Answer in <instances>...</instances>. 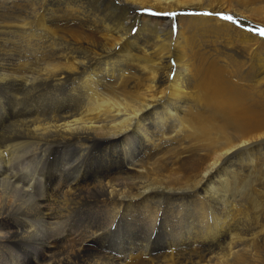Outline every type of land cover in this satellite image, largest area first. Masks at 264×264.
Segmentation results:
<instances>
[{
    "label": "bare ground",
    "instance_id": "1",
    "mask_svg": "<svg viewBox=\"0 0 264 264\" xmlns=\"http://www.w3.org/2000/svg\"><path fill=\"white\" fill-rule=\"evenodd\" d=\"M257 1L0 0V264H264Z\"/></svg>",
    "mask_w": 264,
    "mask_h": 264
},
{
    "label": "rangeland",
    "instance_id": "2",
    "mask_svg": "<svg viewBox=\"0 0 264 264\" xmlns=\"http://www.w3.org/2000/svg\"><path fill=\"white\" fill-rule=\"evenodd\" d=\"M257 3V5L258 6H262V7H264V1L263 0H259V1H257L256 2ZM245 15V14H244ZM249 17V18H248ZM245 18H247L248 20H250L251 22H255V23H258V24H260V25H262V26H264V19H260L261 17H256V15H253V14H248V13H246V15H245ZM235 25L234 26H236L237 28H240L239 26H241L240 24H239V22L237 23V22H233ZM239 26H238V25ZM242 24V23H241ZM245 28V27H244ZM258 31L260 32V31H262V30H259L258 29ZM261 37H264V36H261ZM260 48H262L261 50H260ZM259 50L261 51V53L262 52H264V45L263 44H261V46L259 47ZM12 114H14V112H12ZM11 121V120H10ZM261 152H264V148L261 150ZM8 160V158L7 159H5V161H7ZM7 162H9V161H7ZM11 163V162H10ZM10 163H7L8 164V166L10 167ZM12 165H14L13 163H11V166ZM235 168V167H234ZM263 186H264V179H263V181H262V183H261ZM260 184V185H261ZM261 185V187H263ZM264 188V187H263ZM263 192H264V189L262 190ZM93 216H95V215H90V217L89 218H91V217H93ZM252 219H250L249 220V222L251 221ZM252 221H253V223H252ZM250 223H252V224H254V219L252 220ZM112 228V230H113V227H111ZM258 240H260V242L259 243H262L263 244V241H264V238L263 237H259V239ZM259 243H255L256 244V246H257V244H259ZM254 244V243H253ZM246 245H250V243L249 244H246ZM260 245L261 244H259L258 245V247H260ZM247 246V247H248ZM264 247V244L263 245H261V247ZM99 247H101V246H96L95 247V249L93 250V252H92V254L94 253L95 255H97V256H100V254L99 253H103V251H101V249L99 248ZM261 247H260V249H261ZM250 248V246L248 247V248H246L247 250ZM263 249L264 248H262L261 249V252L262 253H264V251H263ZM250 250L252 251V247L250 248ZM101 251V252H100ZM98 252V253H97ZM263 257H264V254H263Z\"/></svg>",
    "mask_w": 264,
    "mask_h": 264
},
{
    "label": "snow or ice",
    "instance_id": "3",
    "mask_svg": "<svg viewBox=\"0 0 264 264\" xmlns=\"http://www.w3.org/2000/svg\"><path fill=\"white\" fill-rule=\"evenodd\" d=\"M145 11H148V9H144ZM157 14H161V13H157ZM163 15H175V13H162ZM217 15H219V13H217ZM225 20H232V16H224L223 17ZM133 31H136L135 29H133ZM261 36H264V31H260L259 33Z\"/></svg>",
    "mask_w": 264,
    "mask_h": 264
}]
</instances>
